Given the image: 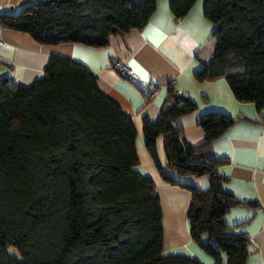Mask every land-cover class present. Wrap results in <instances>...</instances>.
<instances>
[{
    "label": "trees",
    "instance_id": "obj_1",
    "mask_svg": "<svg viewBox=\"0 0 264 264\" xmlns=\"http://www.w3.org/2000/svg\"><path fill=\"white\" fill-rule=\"evenodd\" d=\"M196 1L171 0V11L183 18ZM204 1L216 46L197 80L224 77L239 101L260 109L264 0ZM157 2L36 0L17 13L0 12V27L27 33L40 44L104 48L112 36L143 29ZM195 109L193 99L170 85L158 119L143 117L147 149L165 181L191 191L193 240L215 264H247L250 235L225 221L230 209L245 203L221 188V161L199 156L236 118L223 111L202 114L197 125L205 141L193 147L174 122ZM137 135L131 116L79 61L52 56L44 76L31 84L0 78V264H203L196 257L165 254L157 186L136 170ZM159 136L168 168L180 176L208 175L209 189L181 184L163 170Z\"/></svg>",
    "mask_w": 264,
    "mask_h": 264
},
{
    "label": "crops",
    "instance_id": "obj_2",
    "mask_svg": "<svg viewBox=\"0 0 264 264\" xmlns=\"http://www.w3.org/2000/svg\"><path fill=\"white\" fill-rule=\"evenodd\" d=\"M34 1L0 0V12L17 13ZM204 3L197 0L185 17L176 18L171 0H158L150 22L143 29L112 36L104 48L81 43L40 44L27 33L0 27L4 42L0 44V78L12 76L31 84L44 76L52 56L79 61L92 70L98 77L99 88L136 125L139 157L136 170L150 176L157 186L163 211L165 254L196 257L203 264H215V259L191 237L188 211L192 193L163 179L146 146L143 117L148 114L152 121L158 119L170 85L197 103V109L174 122V126L182 127L184 140L193 147L205 141V133L197 125L202 114L223 111L235 117L234 124L199 156L221 161L220 170L225 176L221 188L245 203L230 209L225 221L231 230L250 235L252 245L247 264H264V104L259 109L254 102L239 101L224 77L197 80L196 73L212 57L216 46L215 24L206 17ZM115 59L126 63L140 81L132 82L113 68ZM157 152L163 170L179 183L210 188L208 175L180 176L168 168L163 136L157 138ZM203 241H207L206 237Z\"/></svg>",
    "mask_w": 264,
    "mask_h": 264
},
{
    "label": "built area",
    "instance_id": "obj_3",
    "mask_svg": "<svg viewBox=\"0 0 264 264\" xmlns=\"http://www.w3.org/2000/svg\"><path fill=\"white\" fill-rule=\"evenodd\" d=\"M0 44H4L1 37H0ZM113 68H115L121 75L125 76L126 78H128L132 82L140 81V79L136 75V73L131 68H129V66L126 63H124L120 60L115 59V61L113 62ZM150 92L151 91H149V94H152Z\"/></svg>",
    "mask_w": 264,
    "mask_h": 264
},
{
    "label": "rangeland",
    "instance_id": "obj_4",
    "mask_svg": "<svg viewBox=\"0 0 264 264\" xmlns=\"http://www.w3.org/2000/svg\"><path fill=\"white\" fill-rule=\"evenodd\" d=\"M9 250H10L12 253H17V250H16V248H15L13 245H9Z\"/></svg>",
    "mask_w": 264,
    "mask_h": 264
}]
</instances>
